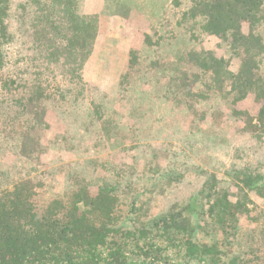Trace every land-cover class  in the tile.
<instances>
[{"label":"trees","instance_id":"trees-1","mask_svg":"<svg viewBox=\"0 0 264 264\" xmlns=\"http://www.w3.org/2000/svg\"><path fill=\"white\" fill-rule=\"evenodd\" d=\"M56 3L0 0V143L7 158L0 162V264H255L244 241L255 229L241 223H264L249 195L264 199L263 162L220 177L170 143L140 145L133 121L141 114L137 102L154 96L186 119L190 133L219 142L228 130L262 138L264 0H169L142 47H130L115 70L116 95L100 96L109 105L91 100L76 110L100 18ZM208 38L216 42L209 46ZM52 110L69 119L61 139L46 143ZM53 145L114 150L103 160L68 162L62 190L43 201L39 176L48 164L41 157ZM130 151L129 161L116 162ZM186 177L201 185L153 214L154 199Z\"/></svg>","mask_w":264,"mask_h":264},{"label":"rangeland","instance_id":"rangeland-1","mask_svg":"<svg viewBox=\"0 0 264 264\" xmlns=\"http://www.w3.org/2000/svg\"><path fill=\"white\" fill-rule=\"evenodd\" d=\"M58 5L70 6L78 11L88 14L99 15V29L95 40V45L92 54L83 64L82 77L85 81L86 91L84 92L83 103H78L74 106L78 108L81 104L82 108L90 105L91 100L100 102L103 106L109 105L106 103L116 95V75L115 70L120 71L121 65L129 59L128 49L130 47L141 48V39L143 34L152 33L157 24V19L161 11V7L167 4L169 0H54ZM26 0H15L16 4H23ZM56 3V4H57ZM21 6V5H20ZM34 28L39 27V22L36 20ZM31 31V30H30ZM208 45L212 46L216 40L208 38ZM4 88H0V95L5 97ZM108 94V98H100L102 93ZM104 93V94H105ZM8 95V94H7ZM10 95V93H9ZM8 95V96H9ZM100 100V101H98ZM141 108V114L134 123V132L137 142L140 145L145 144H172L176 150H183L188 154L189 161L194 164H200L215 172L220 177H233L235 168L247 167L251 170L257 167L259 162H263L261 170H264V135L262 138H257L250 132L241 133L231 131L224 132L225 140L219 142L218 139L210 140L206 136H199L188 131V122L183 116L168 110V105L165 100L146 96L137 102ZM114 108L122 112L124 108L120 102H116ZM76 110V109H75ZM56 110L49 111L46 115V120L49 128L45 130L46 143L57 137V141L61 139L63 130V121L69 119L68 113H61V119ZM67 114V115H66ZM119 120V117L117 116ZM123 125H127V120H122ZM60 134V135H59ZM200 137L207 141V145L196 140ZM1 141V139H0ZM209 142V144H208ZM0 143V162L6 158L4 154L5 147ZM50 146V145H49ZM190 147L193 149L191 151ZM114 149H107L97 153L96 149L88 152H75L58 150L57 146L49 147L47 153H44L41 160L47 162L48 168L40 170V176L45 182L40 191L43 201H47L51 195V191L62 190L65 183V170H68L67 163L87 157H100L105 159L106 155L110 154ZM118 154L114 156L116 162L120 160H130V154ZM182 155V153H181ZM13 158V157H11ZM10 159V158H9ZM8 159V160H9ZM182 159V158H180ZM12 161V159H10ZM14 164H18L14 159ZM68 163V164H69ZM75 167V166H73ZM55 169V171L51 170ZM232 169V170H231ZM47 170L57 173L55 176L47 174ZM12 171V172H11ZM10 173L14 171L11 170ZM59 172V173H58ZM35 175V174H33ZM200 178L186 177L182 181L173 185L168 190L165 196L156 197L152 202L153 214L158 212L159 208H164L168 203V199H173L176 196H186L193 192L195 188L201 185ZM146 187V186H143ZM141 187V188H143ZM141 192V189H139ZM149 195L144 194V198ZM251 200L256 203L257 208L264 212V199L257 197L253 192L249 193ZM156 204V205H155ZM159 207V208H158ZM155 208V209H154ZM241 229H255L253 236L248 238L249 246L255 251V264H264V223L244 221L241 223ZM242 250L246 251L245 248ZM238 251V250H237ZM249 253V252H248ZM247 258L252 255L247 254ZM194 264V262H192ZM197 264V263H195ZM253 264V263H252Z\"/></svg>","mask_w":264,"mask_h":264}]
</instances>
